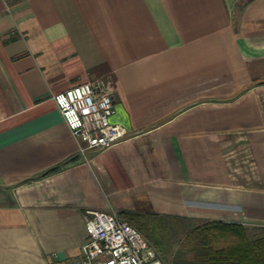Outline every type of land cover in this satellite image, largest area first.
<instances>
[{"label": "crops", "instance_id": "obj_1", "mask_svg": "<svg viewBox=\"0 0 264 264\" xmlns=\"http://www.w3.org/2000/svg\"><path fill=\"white\" fill-rule=\"evenodd\" d=\"M99 77L82 154L53 95ZM87 209L264 228V0H0V264H84Z\"/></svg>", "mask_w": 264, "mask_h": 264}, {"label": "built area", "instance_id": "obj_2", "mask_svg": "<svg viewBox=\"0 0 264 264\" xmlns=\"http://www.w3.org/2000/svg\"><path fill=\"white\" fill-rule=\"evenodd\" d=\"M53 100L73 137L83 143L82 154L114 146L128 134L125 127L111 121L114 100L104 78L55 93ZM84 222L89 233L82 246L84 264H163L140 232L116 213L87 209Z\"/></svg>", "mask_w": 264, "mask_h": 264}, {"label": "trees", "instance_id": "obj_3", "mask_svg": "<svg viewBox=\"0 0 264 264\" xmlns=\"http://www.w3.org/2000/svg\"><path fill=\"white\" fill-rule=\"evenodd\" d=\"M120 217L146 237H150L148 225L152 220L163 223L173 219L170 216L136 212H126ZM193 251V261L184 264H264V228L257 227L254 233L246 234L239 224L216 223L214 228L205 227L200 230Z\"/></svg>", "mask_w": 264, "mask_h": 264}, {"label": "rangeland", "instance_id": "obj_4", "mask_svg": "<svg viewBox=\"0 0 264 264\" xmlns=\"http://www.w3.org/2000/svg\"><path fill=\"white\" fill-rule=\"evenodd\" d=\"M215 224L216 222L187 223L173 219L162 223L152 220L148 225L150 237L143 233L141 235L147 239L163 264H184L194 259L193 248L200 230L205 227L214 228ZM239 225L246 234H252L257 229V226Z\"/></svg>", "mask_w": 264, "mask_h": 264}]
</instances>
